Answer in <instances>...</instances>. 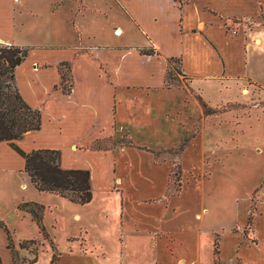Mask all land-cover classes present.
I'll return each mask as SVG.
<instances>
[{
    "label": "rangeland",
    "instance_id": "374dc122",
    "mask_svg": "<svg viewBox=\"0 0 264 264\" xmlns=\"http://www.w3.org/2000/svg\"><path fill=\"white\" fill-rule=\"evenodd\" d=\"M52 1L55 0H21L16 4V23L20 27L14 38L17 46L58 47L75 42L73 31L67 24L68 14H71L69 7L75 6V3L64 0L66 3L52 8L49 7ZM105 1L84 0L83 5L95 11H109ZM125 1L137 18L148 25L146 27L154 37L163 42V47L172 49V41L166 30L173 28L176 14L169 1ZM260 1L264 15V0ZM174 3L180 7L189 4L190 0H174ZM148 11L158 17V25L153 29ZM234 21L237 24L244 23L247 28L252 27L245 36L246 59L233 61L227 72L236 73L240 78L224 80L220 85L217 80L196 79L195 90L190 86V78L181 73L178 61L166 65L164 76L169 74L167 80L172 88L164 87L170 91H190L183 100L181 110L168 111L165 116L171 124L177 122L179 125V138L171 142L173 145L148 147L146 150L135 145L127 133L119 136L120 139L110 136L96 140L89 148L104 152L134 147L152 154L137 151L114 153L112 156L102 155V160H98L95 156L84 158L71 152L62 158L67 168L94 169L96 176L99 171L100 176H106V179L111 166L110 158L116 159V173L121 174L124 184L122 198L123 204L127 206L126 228L133 220L146 218L152 228L174 231L177 235L171 246L178 256L186 258L194 249L191 219L202 204L209 209L214 204L227 205L230 214L228 221L241 225L245 221V210L251 198L248 210L251 219L241 232L248 241H255L252 224L260 209L258 195L264 189V174L261 179L258 177L264 170V21L255 19L254 25L251 20ZM91 24L90 20H82L85 31ZM237 29L229 28L233 30L232 33ZM164 31L167 33L165 37L162 35ZM256 37L260 42H254ZM128 39L132 44L142 43L132 33ZM56 58L48 56L45 59L54 63ZM64 64L58 66L59 73L65 76L64 83L61 81L59 85L66 92L70 90L72 79L77 81L78 67L74 71L72 68L71 76L70 62ZM17 76L19 82L30 78V74L23 70ZM52 76L48 70L42 78L46 82ZM191 100L196 101L197 108L190 105ZM202 102L213 110L212 115L204 114ZM181 111L187 113L182 115L183 121ZM129 142L133 146L128 145ZM13 156L1 154L2 165L11 173H0V223L8 229L13 248H7V235L0 227V264H31L34 260L36 262L33 264H153L156 258L163 264H174L169 255L160 252L161 244L157 246V240L152 235L137 238L124 230L122 245L119 243L121 228L117 212L120 200L114 191L117 183L113 184V190L107 189L105 180L103 185V181L95 177L91 202L84 206L76 205L57 195L36 191L23 171V160L20 156ZM125 162L132 163L134 168L128 169ZM250 192L252 196L249 198ZM142 196L161 197L160 202L167 208L170 200L179 196L174 202L177 212L172 216L159 205L137 204L138 198ZM22 202H33L44 207L41 217L44 230L38 227L29 213L18 210ZM180 224L184 227L182 233L177 229ZM263 225H258V237L264 233ZM29 240H33L35 245L21 248V244ZM199 240L200 264H203L205 255H211L208 251L210 242L206 234L200 236ZM53 256L55 261L51 262Z\"/></svg>",
    "mask_w": 264,
    "mask_h": 264
},
{
    "label": "crops",
    "instance_id": "0c3cea01",
    "mask_svg": "<svg viewBox=\"0 0 264 264\" xmlns=\"http://www.w3.org/2000/svg\"><path fill=\"white\" fill-rule=\"evenodd\" d=\"M20 1L0 0V44L13 43L17 46L14 38L16 30L20 27L16 23V4ZM71 1L75 6L69 7L68 11L72 15L68 14L67 24L73 31L75 42L58 47H28L27 58L15 71V84L19 93L28 105L41 112L42 117L40 130L25 134L22 140L17 142V146L27 153L38 149L59 150L61 166L65 169H78L67 168L62 163V158L71 152L84 158L95 156L96 159L102 160V155L112 156L114 153L134 151L149 153L150 151H146L148 147L173 145L171 142L179 138V125L177 122L171 124L165 116L168 111L181 110L183 100L190 91L187 89V94L185 90L170 91L164 87V72L168 59L181 60L182 74L190 78L192 88L196 79L217 80L219 85L224 80L236 79L239 77L236 73L227 72L231 69L233 61L246 59L245 36L252 27L247 28L244 23L237 24L234 20H251L252 25L255 24V19L264 21L260 0H190L189 4L180 7L175 5L174 0H168L176 14L173 28L166 30L172 41L170 45L173 48L170 49L163 47V42L154 37L146 27L148 25L137 18L125 0H106L104 3L109 11H95L83 5L84 0ZM49 3V7L53 8L66 2L55 0ZM150 16L153 29L158 25V17L152 13ZM82 20L92 21L86 31L82 27ZM237 25L240 28L237 29ZM229 28L237 31L232 33L233 30ZM130 33L135 34L142 43H129ZM166 34L165 31L162 32L164 37ZM254 42H260V39L256 37ZM150 48L154 50V54L146 55L141 52L151 50ZM48 56L58 58L51 63L45 59ZM65 62H70L71 76L72 68L74 71L78 67L77 81L72 79L69 93H64L59 85L61 77L58 66ZM21 70L30 74V78L19 82L17 75ZM48 70L53 76L45 82L42 76ZM190 105L197 108L198 104L191 100ZM186 114L184 111L180 113L181 117ZM127 133L135 145L146 150L132 147L102 152L89 148L96 140L110 136L120 139ZM119 136L121 137L118 138ZM2 153L19 155L7 143H0V173L4 175L11 172L2 165ZM110 160L107 179L105 175L104 178L100 176L99 171L96 176L94 169L89 170L91 187L96 178H100L103 185L105 180V186L111 190L114 188L113 184L117 183V189L114 191L118 193L120 200L117 216L121 228L118 241L121 245L124 230H128L137 238L152 235L157 240V246L161 244L160 252L169 255L174 264H200L199 237L206 234L211 255H205L203 264H264V233L261 237L256 235L258 225L264 224V189L258 195L260 209L252 224L255 241H248L241 232L248 223L252 191L244 214L245 221L241 225L228 221L230 214L227 205L214 204L212 209L201 205L191 219L194 249L186 258L178 256L171 246L177 235L174 231L152 228L146 218L135 219L126 228L127 206L123 204L122 198L123 179L121 174L116 173L117 160ZM125 166L128 169L134 168L130 162H125ZM263 174L264 170L258 177L261 179ZM178 197L170 200L168 208L160 202L161 197L142 196L138 198L137 204L159 205L174 216L177 212L174 202ZM201 198L204 196L201 195ZM153 199L156 201L151 202ZM75 216L80 218L78 214ZM177 229L179 233L184 231L182 224ZM153 264L163 263L156 258Z\"/></svg>",
    "mask_w": 264,
    "mask_h": 264
},
{
    "label": "trees",
    "instance_id": "16d2710c",
    "mask_svg": "<svg viewBox=\"0 0 264 264\" xmlns=\"http://www.w3.org/2000/svg\"><path fill=\"white\" fill-rule=\"evenodd\" d=\"M29 48L20 47L13 44H0V143L5 142L24 160L23 171L29 178L31 185L36 191L54 194L68 200L70 203L84 206L92 200V187L90 171L87 169H65L61 166V152L55 149H38L31 152H24L17 146V142L22 140L25 134L38 131L41 128L42 117L38 109L32 108L23 99L15 84V71L28 56ZM146 55L154 54V50H142ZM181 60L169 58L167 63ZM65 65L61 63L60 66ZM182 73V70H181ZM184 76V74H183ZM64 83L65 76L60 74ZM169 74L164 77V86L169 89ZM62 91L63 88L61 87ZM70 90L64 92L69 93ZM199 98L203 99L201 96ZM200 99V100H201ZM205 115H212L213 110L202 102ZM128 145H132L129 142ZM18 210L31 215L38 227L42 230L41 217L44 207L33 202H22ZM251 219L249 215L248 220ZM249 223V222H248ZM0 227L5 231L9 244L8 249H12L11 236L8 229L0 223ZM35 245L33 240L25 241L21 248ZM55 261V256L52 261ZM36 261H32L31 264Z\"/></svg>",
    "mask_w": 264,
    "mask_h": 264
}]
</instances>
